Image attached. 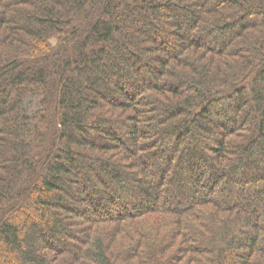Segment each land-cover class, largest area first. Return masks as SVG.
Listing matches in <instances>:
<instances>
[{"label": "trees", "instance_id": "obj_1", "mask_svg": "<svg viewBox=\"0 0 264 264\" xmlns=\"http://www.w3.org/2000/svg\"><path fill=\"white\" fill-rule=\"evenodd\" d=\"M0 264H264V0H0Z\"/></svg>", "mask_w": 264, "mask_h": 264}, {"label": "rangeland", "instance_id": "obj_2", "mask_svg": "<svg viewBox=\"0 0 264 264\" xmlns=\"http://www.w3.org/2000/svg\"><path fill=\"white\" fill-rule=\"evenodd\" d=\"M123 129H122V133H123ZM123 182H125L124 180H123ZM72 188H73V190H72V195H75V191H74V186H72ZM67 190H68V188H67ZM55 213H56V215H61V213H64V212H62V211H55ZM64 216V215H63ZM38 217H39V213H37V212H34L33 213V215H32V219L33 220H36L37 221V219H38ZM46 217H47V219L49 218V217H51L50 215H46Z\"/></svg>", "mask_w": 264, "mask_h": 264}]
</instances>
